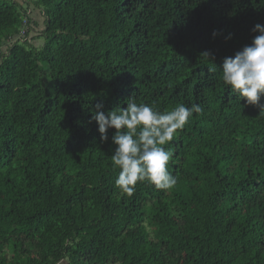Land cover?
I'll use <instances>...</instances> for the list:
<instances>
[{
  "label": "trees",
  "instance_id": "1",
  "mask_svg": "<svg viewBox=\"0 0 264 264\" xmlns=\"http://www.w3.org/2000/svg\"><path fill=\"white\" fill-rule=\"evenodd\" d=\"M256 24L264 0H0V264H264V112L219 70ZM129 97L204 109L171 190L115 184L91 117Z\"/></svg>",
  "mask_w": 264,
  "mask_h": 264
},
{
  "label": "clouds",
  "instance_id": "2",
  "mask_svg": "<svg viewBox=\"0 0 264 264\" xmlns=\"http://www.w3.org/2000/svg\"><path fill=\"white\" fill-rule=\"evenodd\" d=\"M255 35L250 44L245 45L232 57H225L219 70L222 81L236 97L246 105H252L264 112V25L256 24ZM219 33L213 31L215 37ZM231 34L226 37L230 39ZM205 60L214 59L205 51L200 54ZM213 71L218 68L214 63ZM126 107L115 106L104 110V103L98 102L91 117L98 125L100 141L109 139V129H114L111 143L115 146L111 161L118 169L115 180L117 188L131 196L138 182H150L157 189L171 190L177 179L169 170L173 159L171 148H166L178 132L189 123L193 114H202L199 104L190 107L179 104L171 110H160L146 103H137L133 97L126 101Z\"/></svg>",
  "mask_w": 264,
  "mask_h": 264
},
{
  "label": "rangeland",
  "instance_id": "3",
  "mask_svg": "<svg viewBox=\"0 0 264 264\" xmlns=\"http://www.w3.org/2000/svg\"><path fill=\"white\" fill-rule=\"evenodd\" d=\"M40 21H41V23L39 24V29H40V27H43L42 20H40ZM35 34H36V32H34V33L32 34V42L35 43L37 46L43 44V42L45 41V39L42 38V37H38V36L36 37ZM59 264H65V262L62 261V262H60Z\"/></svg>",
  "mask_w": 264,
  "mask_h": 264
},
{
  "label": "built area",
  "instance_id": "4",
  "mask_svg": "<svg viewBox=\"0 0 264 264\" xmlns=\"http://www.w3.org/2000/svg\"><path fill=\"white\" fill-rule=\"evenodd\" d=\"M26 22H27V20L26 19H24V21H23V26H22V28L20 29V31H19V33H18V35H19V37L21 36H24L26 33H25V30H26Z\"/></svg>",
  "mask_w": 264,
  "mask_h": 264
}]
</instances>
